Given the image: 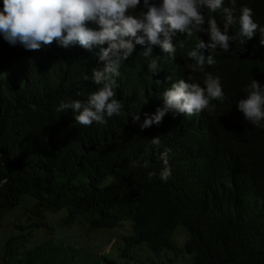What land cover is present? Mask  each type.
<instances>
[{
	"label": "clouds",
	"instance_id": "obj_1",
	"mask_svg": "<svg viewBox=\"0 0 264 264\" xmlns=\"http://www.w3.org/2000/svg\"><path fill=\"white\" fill-rule=\"evenodd\" d=\"M246 3L0 0V72L18 75L24 93L37 100L33 119L21 125L62 145L85 131L95 141L108 136L104 145L118 144L121 160L148 171L150 186L163 182L171 195L166 203L189 223L177 230L171 251L186 264L193 261L183 251L198 231L227 238L233 228L239 232L229 252L264 264V185L244 165L219 168L225 157L209 114L238 86L244 94L236 108L264 129V74L244 86L223 77L226 60L244 58L235 43L247 54L264 53V18Z\"/></svg>",
	"mask_w": 264,
	"mask_h": 264
},
{
	"label": "trees",
	"instance_id": "obj_2",
	"mask_svg": "<svg viewBox=\"0 0 264 264\" xmlns=\"http://www.w3.org/2000/svg\"><path fill=\"white\" fill-rule=\"evenodd\" d=\"M247 1L263 19L264 0ZM233 47L244 58L226 60L223 77L241 86L262 77L264 53L252 48L247 54L240 42ZM23 89L18 75L0 72L2 264H186L171 251L178 246L177 230L189 223L180 217L181 209L166 203L171 195L163 182L150 186L148 171L142 174L141 165L123 162L118 144H103L108 136L95 141L85 131L77 142L57 145L51 136L32 135L21 124L33 119L37 100ZM243 94L240 87H230L227 102L209 112L218 151L225 157L219 168L233 171L244 165L264 185V129L244 121L236 108ZM92 149L99 152L87 156ZM238 232L230 229L224 238L217 231H198L183 258L193 264L220 258L246 264L229 252Z\"/></svg>",
	"mask_w": 264,
	"mask_h": 264
},
{
	"label": "rangeland",
	"instance_id": "obj_3",
	"mask_svg": "<svg viewBox=\"0 0 264 264\" xmlns=\"http://www.w3.org/2000/svg\"><path fill=\"white\" fill-rule=\"evenodd\" d=\"M19 214V213H18ZM18 214L16 213L15 214V217L17 218L18 217ZM8 222H10V221H8ZM185 236H182V238H181V241H180V243H181V245H183L184 244V240H185ZM3 245L4 244H2V240H0V264H2V247H3Z\"/></svg>",
	"mask_w": 264,
	"mask_h": 264
},
{
	"label": "bare ground",
	"instance_id": "obj_4",
	"mask_svg": "<svg viewBox=\"0 0 264 264\" xmlns=\"http://www.w3.org/2000/svg\"><path fill=\"white\" fill-rule=\"evenodd\" d=\"M166 58H168V59H169V56H167Z\"/></svg>",
	"mask_w": 264,
	"mask_h": 264
}]
</instances>
